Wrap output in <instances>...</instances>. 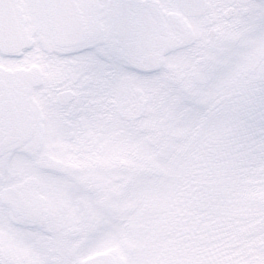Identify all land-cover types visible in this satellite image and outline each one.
Masks as SVG:
<instances>
[{
	"label": "snow or ice",
	"instance_id": "snow-or-ice-1",
	"mask_svg": "<svg viewBox=\"0 0 264 264\" xmlns=\"http://www.w3.org/2000/svg\"><path fill=\"white\" fill-rule=\"evenodd\" d=\"M0 264H264V0H0Z\"/></svg>",
	"mask_w": 264,
	"mask_h": 264
}]
</instances>
